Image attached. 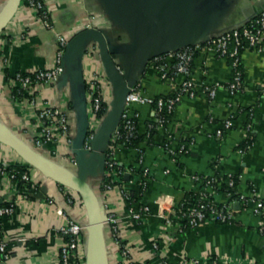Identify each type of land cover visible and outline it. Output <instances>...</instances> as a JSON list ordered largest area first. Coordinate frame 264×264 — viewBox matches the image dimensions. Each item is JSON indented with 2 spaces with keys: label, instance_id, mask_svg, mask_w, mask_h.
<instances>
[{
  "label": "crops",
  "instance_id": "1",
  "mask_svg": "<svg viewBox=\"0 0 264 264\" xmlns=\"http://www.w3.org/2000/svg\"><path fill=\"white\" fill-rule=\"evenodd\" d=\"M44 2L50 11L51 28L43 24L36 9L22 0L0 33V126L49 161L76 175L83 171L101 205L104 235L101 264H124L113 241L111 226L104 222L108 212L119 218L123 238L129 243L137 264H176L184 259L210 256L220 264H264V233L260 230L264 217L241 208L237 202L233 203L235 220L231 223L209 221L195 228H182L179 215L166 219L187 192L205 191L194 177L213 175L211 165L216 161L221 173L239 175L241 194H249L250 184L264 194V48L242 52L243 80L234 93L229 88L233 80L229 60L205 49L197 51L190 74L195 97L182 98L166 127L156 129L151 144L146 138L134 147L116 149V158L130 169V177L124 176V180H118L106 190L102 187L107 176L103 159L111 147L113 134L108 143L100 141L96 151L83 148L86 127L99 130L109 111L100 118L95 114L93 89L99 86L104 91L108 109L114 98L98 44L92 40L79 50L81 76L66 55L60 79L34 88L35 106H30L27 96H14L15 75L52 68L56 63L58 35L70 40L90 23L103 30L112 45L118 46L111 54L115 68L128 77L130 88L137 87L143 96L156 99L173 95L184 77L177 76L173 81L160 77L152 59L155 50L138 48L134 34L114 13L113 0ZM9 3L10 0H0V17ZM262 10L264 0H194L191 21L200 25L195 41L203 42L240 27ZM213 89L214 97L210 95ZM45 105L66 111L71 142L59 136L43 147L35 145L34 138L40 132L37 111ZM132 107L140 114L139 134H147L149 123L155 119L153 106L134 103ZM228 119L232 120V127L218 136V128ZM249 137L254 139L251 147L241 148ZM169 139L174 145L192 141L189 152L173 158L164 148ZM0 164L24 168L37 186L33 189L30 184L8 178L0 184V199L4 201L12 196L17 199L14 214L0 217V229L9 243L7 264H60V249L66 243L60 228L66 224V217L86 226L84 242L79 246V261L88 264L90 247L86 246L85 232L89 231V220L81 195L29 165L1 141ZM145 168L150 172L146 188L140 180ZM132 191L138 200L130 201ZM212 196L219 204L229 203L224 192H214ZM130 207L150 210L138 221L130 216ZM155 242L158 249L153 245Z\"/></svg>",
  "mask_w": 264,
  "mask_h": 264
},
{
  "label": "built area",
  "instance_id": "2",
  "mask_svg": "<svg viewBox=\"0 0 264 264\" xmlns=\"http://www.w3.org/2000/svg\"><path fill=\"white\" fill-rule=\"evenodd\" d=\"M30 7L37 10L38 17L42 20L43 24L51 28L52 23L50 19V11L46 6L44 0H25ZM92 27L89 23L87 28ZM58 50L56 55V63L52 68L41 69L33 73L18 72L14 79L17 83L15 90V97L27 96L30 106H35L37 103L36 95L34 93L35 87L48 86L60 79L63 74L67 53V46L69 39L63 35H58ZM264 48V10H262L249 24H244L240 27L233 28L229 31L221 33L215 37H212L206 41L187 45L181 47L175 51L164 53L154 58V67L159 72L160 77L163 80L173 81L177 76H183V80L180 82L178 90L170 96L158 97L156 99H150L142 95L137 87H131L130 93L126 96L124 111L121 116L119 128L113 133V141L117 142L116 145L110 147L106 153L105 166L107 169V176L102 183V187L110 189L113 185L122 179L126 173L130 172V169L122 165L116 158V149L119 146H127L130 142V138L134 136L138 131V120L140 114L133 110L134 103H149L153 106L154 110V122H157L158 127H166L170 115L174 112L177 104L182 100L184 96L195 97V86L190 79L192 70V64L197 51L205 49L207 51L214 52L219 57H225L231 60V66L233 69V80L229 84V88L232 93L238 90L242 85L243 72L241 68V55L245 49L262 50ZM171 58V60H168ZM216 90L213 89L210 95L214 97ZM262 95L264 96V87L262 89ZM110 105V104H109ZM92 108L95 114L100 118L102 110L105 112L108 109V104L104 98V91L98 86L92 91ZM37 119L40 126L39 134L34 138V143L37 147H43L44 145L54 141L56 138L63 137L68 142H71L69 117L66 111L58 109L51 105H45L38 109ZM151 121L148 125L149 129L153 127ZM232 127V120H226L220 128L217 130V135L222 136L227 130ZM121 128L123 129L125 139L123 142L121 138ZM98 132V128L89 127L84 139L83 148L85 150H92V141ZM120 141V142H119ZM192 141L189 142V146L186 144L174 145L173 140L169 139L164 143V148L173 157L188 153ZM251 146H248L249 149ZM142 186L147 187L150 179V172L147 168L143 170ZM212 175V174H211ZM11 179L14 181H21L25 184H30L31 188L35 189L37 186L32 183L31 175L28 171L19 173L13 168H8L0 164V184L5 179ZM199 180L198 175L194 177ZM125 196H127L125 194ZM243 203H245V210L253 212L257 216L264 217V194L261 195L256 190L255 186L250 189L248 195L242 194ZM0 205V217L9 216L14 214L17 206V199L9 197L5 199ZM233 203L220 204L214 199L208 196L204 197L203 202L199 205L188 209L180 217L182 222L180 227L182 228H195L202 223L209 221L219 223H231L235 220V208ZM148 207H142L135 209L130 207V216L135 220H141L142 217L149 212ZM170 215L166 217L167 220L171 215H177V207L170 210ZM66 224L60 228L61 234L65 237L66 243L60 249V264H85V262L79 261V246L84 242V230L86 226L82 225L78 221L66 217ZM109 224L112 229V238L115 244L119 248V252L124 264H137L133 260L132 249L127 241L124 240L120 225V220L113 212L107 213V218L104 221ZM261 232L264 233V225L260 227ZM158 249V243L153 244ZM9 243L6 240L4 233L0 229V264H7L10 258ZM220 264L219 260L214 257H207L206 259L201 257H195L190 259H184L176 264Z\"/></svg>",
  "mask_w": 264,
  "mask_h": 264
},
{
  "label": "water",
  "instance_id": "3",
  "mask_svg": "<svg viewBox=\"0 0 264 264\" xmlns=\"http://www.w3.org/2000/svg\"><path fill=\"white\" fill-rule=\"evenodd\" d=\"M21 2L22 0H10L7 9L0 17V33L12 19ZM113 2L114 13L119 21L134 34V42L138 48L152 47L155 54L160 55L197 42L195 40L198 37L200 25L191 21L194 0H113ZM92 40L98 44L102 52L104 67L114 88L111 107L92 141L91 151H96L100 141L108 143L113 132L119 128L126 96L131 88L128 84V77L116 70L111 59V54L118 46L112 45L105 32L96 27L82 29L69 40L66 55L71 65L78 70L75 69L77 74L81 76L79 50ZM86 134L87 127L83 133V139ZM0 141L13 148L29 165L81 195L89 220L91 244L88 264H101L104 252L101 205L94 189L85 180L83 171L76 175L59 164L49 161L1 126ZM105 162L106 155L103 159L104 166ZM129 177L130 173H126L125 178ZM2 202L3 199H0V204Z\"/></svg>",
  "mask_w": 264,
  "mask_h": 264
},
{
  "label": "trees",
  "instance_id": "4",
  "mask_svg": "<svg viewBox=\"0 0 264 264\" xmlns=\"http://www.w3.org/2000/svg\"><path fill=\"white\" fill-rule=\"evenodd\" d=\"M254 19V18H253ZM252 19V20H253ZM250 21H248L246 24H249ZM240 51L243 52V49H241ZM160 55H164V54H160ZM160 55H156L154 56L152 59H154L157 56ZM229 60V63L231 64V60ZM105 113V110H102V112L100 113V116H102ZM153 127L150 128L148 130L147 134H139V131L130 138V142L128 143V147H134L138 144H140L141 142H143L146 138L148 140V143H152L153 141V136L156 132L157 129V122H152ZM121 132V138L120 141L123 142V140L125 139L124 136V132L123 129L121 128L120 130ZM251 137V136H250ZM248 138V140L241 145V148L243 149H247L248 146H251L254 142L253 138ZM119 141V142H120ZM189 142L190 140H186L184 142H182L183 144H186V146H189ZM117 142L111 140L110 145L111 147L116 145ZM107 153V152H106ZM218 165V161L213 162L212 163V169H213V175H208V174H199V180L197 179V182H200V188H205L204 192H187L186 196L184 198V200L181 201V203L177 206V215L181 216L183 213L187 212L188 209L195 207L197 205H199L200 203L203 202L204 197L208 196L209 198L213 199L212 193L214 192H224L229 196V203H234V202H240L241 208H245V203H243L242 200V194L239 192V184H240V177L239 175H227V174H223L220 171H218L217 168ZM16 171H18L20 174L23 173L25 171L24 168L22 167H16L13 168ZM141 174H143L141 172ZM123 179V177H122ZM144 177H140V180H143ZM124 180V179H123ZM209 188V189H208ZM253 185L250 184L249 189H252ZM141 189V187H140ZM140 191V190H139ZM138 200L137 195L134 191H132L131 193V197H130V201L132 200ZM5 203H2L0 205H4ZM223 204H220V207H222ZM234 209V208H233Z\"/></svg>",
  "mask_w": 264,
  "mask_h": 264
},
{
  "label": "rangeland",
  "instance_id": "5",
  "mask_svg": "<svg viewBox=\"0 0 264 264\" xmlns=\"http://www.w3.org/2000/svg\"><path fill=\"white\" fill-rule=\"evenodd\" d=\"M112 101V100H111ZM111 101H110V103H111ZM88 232L89 231H87V232H85L86 233V237H88L87 239H88V243L86 242V246L88 245V247H90V244H89V238H90V232H89V234H88ZM85 246V245H84Z\"/></svg>",
  "mask_w": 264,
  "mask_h": 264
}]
</instances>
